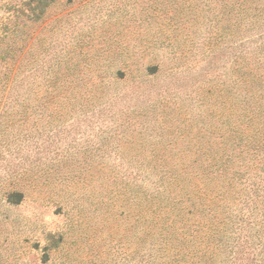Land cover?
<instances>
[{
    "label": "rangeland",
    "instance_id": "1",
    "mask_svg": "<svg viewBox=\"0 0 264 264\" xmlns=\"http://www.w3.org/2000/svg\"><path fill=\"white\" fill-rule=\"evenodd\" d=\"M189 258L264 264V0H0V264Z\"/></svg>",
    "mask_w": 264,
    "mask_h": 264
},
{
    "label": "trees",
    "instance_id": "2",
    "mask_svg": "<svg viewBox=\"0 0 264 264\" xmlns=\"http://www.w3.org/2000/svg\"><path fill=\"white\" fill-rule=\"evenodd\" d=\"M240 142L238 144L241 143ZM237 144V145H238ZM194 179H198L199 175L193 176ZM231 178V180H233ZM184 181V178L181 177H175L173 180H170L169 182V188L170 190H165V200L168 203L170 207L173 208H197L198 204L200 203V200L198 199L199 195H190V193H185L184 188L181 187V181ZM193 179H191L192 181ZM226 180V179H225ZM223 193L218 194L217 197H221ZM223 201V198L221 199ZM192 210V209H190ZM191 258L186 259V263L184 264H190ZM193 263V262H192Z\"/></svg>",
    "mask_w": 264,
    "mask_h": 264
},
{
    "label": "clouds",
    "instance_id": "3",
    "mask_svg": "<svg viewBox=\"0 0 264 264\" xmlns=\"http://www.w3.org/2000/svg\"><path fill=\"white\" fill-rule=\"evenodd\" d=\"M56 221H57V215L55 214V210L53 211L52 214H46L43 216V223L45 225H49V226L54 225ZM49 230H51V228H49Z\"/></svg>",
    "mask_w": 264,
    "mask_h": 264
}]
</instances>
